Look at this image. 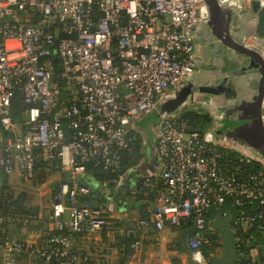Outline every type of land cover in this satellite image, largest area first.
Masks as SVG:
<instances>
[{
	"label": "built area",
	"instance_id": "2783aa9c",
	"mask_svg": "<svg viewBox=\"0 0 264 264\" xmlns=\"http://www.w3.org/2000/svg\"><path fill=\"white\" fill-rule=\"evenodd\" d=\"M253 1L219 0L241 11ZM209 18L204 0H0V194L12 174L19 186L36 187L38 157L47 170L72 178L47 196L41 187L34 190L40 196L34 220L0 207L1 264H18L23 252L33 264H90L75 238L111 222L104 207L84 199L94 198L89 187L75 180L94 161L107 174L97 183L109 193L137 141L130 124L153 112L161 118L159 170L133 191L137 196L142 189L150 215L122 233L178 232L192 221L190 259L209 264L202 246L217 245L211 255L220 252L209 213L221 207L217 213L232 216L239 243L240 232L254 231L263 240L251 236L253 255L264 249V160L159 109L198 69L196 37ZM17 93L23 120L13 114ZM32 222L43 225L37 239ZM17 225L25 227L24 236L12 231Z\"/></svg>",
	"mask_w": 264,
	"mask_h": 264
},
{
	"label": "crops",
	"instance_id": "0c3cea01",
	"mask_svg": "<svg viewBox=\"0 0 264 264\" xmlns=\"http://www.w3.org/2000/svg\"><path fill=\"white\" fill-rule=\"evenodd\" d=\"M232 30L235 32L236 28L232 27ZM197 59L199 62L198 69L183 85L190 88V94L186 101L187 104L184 108L179 110V112H174L173 114L178 118H181V112L184 110L196 111L202 115L207 114L210 117V122L202 132L214 137L217 129L221 127L220 124L222 125V119H225L224 122L228 120V111L226 108L231 104H235V102L240 100L239 97H242L248 91V88L239 87L236 83L237 76L243 78L241 74H244L242 67L245 61L242 56H239L233 50L227 48V46L215 36L203 37L200 40ZM236 71L238 72L237 76L235 75ZM211 88H216V93L210 92L212 91ZM160 107L161 104L159 105V109ZM149 114L159 116L157 112ZM143 117L144 115L137 118L129 126L132 130H136L139 133L141 141L129 150L126 159V169L123 174H121L120 183L116 186H112L109 193L102 192L100 185L98 183L96 184L98 187L97 193H95L96 196L93 198L92 202H97V205H101L105 208L111 222L110 225L93 236L84 238L78 236L75 238L76 250L83 258L92 261L94 264H112L114 261L112 260L113 253H116V255L120 254L117 247L118 235L122 233V230L125 231L128 228L135 227L137 220L141 217V210L134 207L139 197H137L136 193L134 194L133 191L137 189L139 181H142L143 176L154 174L159 170L160 159L156 150V132L161 123V118L159 116V121L146 129L144 126H140V120H142ZM65 173L67 172H62L58 169L46 170V172H42V174L46 176V179L42 181L39 186H36L43 188V194L47 196L58 187ZM80 176L75 180L76 184H80ZM70 180H72V178ZM18 182L19 178H17V176H15L12 182L10 178H5L3 181L5 186L14 183L18 184ZM121 186L127 191L123 197L124 206L121 208H114L112 193ZM26 193H28V191ZM33 193L34 191H29L28 197L34 195V197H30L35 199L36 196ZM110 197L111 200L108 199ZM141 197L140 199L142 202H146L145 197L143 195ZM30 201L28 205L32 202ZM33 203H35L34 205L39 212L40 201L36 203L34 200ZM150 208H148V210ZM42 228L43 225L40 222L31 223L29 231L32 232V239H37L38 236L41 235ZM25 231V227L21 228L18 225L13 228V232L19 236H24L23 233ZM168 232L169 231H166L161 237L162 234H156L152 230H137L135 235L138 234L137 241H140L139 247L133 246L134 252L132 255L123 261L121 258L117 261V264H174L171 262L172 259L174 260L173 257L178 256L180 258L185 255L182 253V255L180 253L178 255L176 249H171L169 247L176 237L180 236V231L177 232V236L173 238V241L172 239H167L166 234ZM170 253L173 255L172 258L169 256ZM169 257L171 261H167ZM17 260H19L18 264H33L26 255V252H23L22 256Z\"/></svg>",
	"mask_w": 264,
	"mask_h": 264
},
{
	"label": "water",
	"instance_id": "95a60500",
	"mask_svg": "<svg viewBox=\"0 0 264 264\" xmlns=\"http://www.w3.org/2000/svg\"><path fill=\"white\" fill-rule=\"evenodd\" d=\"M209 8V25L227 48L244 58L243 78L235 75L239 87L248 88L240 100L226 108L228 120L222 119L214 140L236 148L256 161L264 160V3L254 0L247 10L223 6L219 0H204ZM232 21V23H231ZM235 27V32L232 30ZM192 77V76H191ZM190 77V78H191ZM189 78V79H190ZM216 93V88H211ZM190 88L183 86L177 96L161 104L160 111L174 115L187 104ZM93 206L97 202H92ZM231 215L218 212L212 228L220 238V252L209 256V264H237L239 239L231 228ZM192 229L181 238L190 249Z\"/></svg>",
	"mask_w": 264,
	"mask_h": 264
},
{
	"label": "trees",
	"instance_id": "16d2710c",
	"mask_svg": "<svg viewBox=\"0 0 264 264\" xmlns=\"http://www.w3.org/2000/svg\"><path fill=\"white\" fill-rule=\"evenodd\" d=\"M23 110V105H22V101H21V97L19 95V93L16 94L14 101H13V114L15 116V118L19 119V120H23V114L22 111ZM159 116L154 115V114H148V115H144V117L142 118V120H140V126H144L146 129L149 128L150 125H153L154 123H156L157 121H159ZM180 117L182 119H185L190 128L191 129H198L200 131H204V129L209 125L210 122V117L205 114L202 115L200 113H197L196 111H190V110H184L183 112H181ZM151 123V124H150ZM131 129V128H130ZM132 130V129H131ZM136 135H137V141L132 145L131 148H133L134 146H136L137 144H139V142L141 141L139 133L136 130H132ZM129 150L125 152L126 157L124 158L123 161V166H122V170H121V174H123V172L126 169V165H127V154H128ZM39 154V152H38ZM54 165H56V163H54ZM53 165V167H55ZM88 171H90L89 173L84 174L83 176H80L79 180H80V184L81 185H85L88 186L89 189L91 190V193L94 195V198L96 196L95 193H97V181L100 180H104V178L107 176L106 173L103 172L101 167H98L94 164V161L90 162L88 165ZM36 167L38 168L39 172H46V170L48 169V164L46 161H44L41 157L37 158V164ZM56 169V168H54ZM70 176L68 173L64 174V181H71L70 180ZM8 185H4L3 186V193L7 194L6 197L8 199H6V197L2 200V203L0 201V207L2 209H4L5 213H11V214H15L16 216L20 217L21 219H25L28 218V220H34L37 217L38 211L37 208L34 206H26L25 202H26V195L25 192L20 193L19 195H17L16 197L13 195L12 192H10V194H8V192H6V190L9 191V188H7ZM142 187V181H139V185L137 188ZM127 191L125 190V188H123L122 186L116 190L113 191V196L112 198L114 199V208H121L124 206L123 204V197L125 195ZM143 191L142 189H140L139 192H137V197L138 201H136V206H134L135 208H138L141 210V218L143 217H147L150 215V212L148 210L149 206L146 204V202H142V200L140 198H142ZM85 200L87 199H91V201L93 200V198H91L90 196H86L84 197ZM111 200V197L108 198ZM221 210V207H215L213 208L210 213L209 216L210 217H214L215 214L217 213V211ZM233 212L236 211V208H233L232 210ZM193 226L192 221H189L188 223H186L185 225H183L182 228H180L178 230V232L180 231V236H178L170 245L169 247L171 249H176L179 253H182L186 256H188L190 258V255L192 254L193 250L187 248L184 244V242L182 241L181 238H184L186 233H188V231L191 230ZM13 231V230H12ZM11 231V232H12ZM255 235L256 237H258L259 240H263L262 236L254 231H242L239 233V236L241 237V241L239 243L238 246V260H237V264H264V249H260L258 254L253 255L252 253V249L254 247V243L252 244V239L251 236ZM249 238V240L247 241L246 239ZM138 239V234H127L125 233H120L118 235L117 238V247L118 250L122 256V261L126 260L130 255H132V253L134 252V243L137 241ZM216 239V235L214 236V240ZM217 245H210V244H204L202 246V250L204 251V253L207 256H210L213 253V249L216 247ZM90 264H94L92 261H89Z\"/></svg>",
	"mask_w": 264,
	"mask_h": 264
},
{
	"label": "rangeland",
	"instance_id": "374dc122",
	"mask_svg": "<svg viewBox=\"0 0 264 264\" xmlns=\"http://www.w3.org/2000/svg\"><path fill=\"white\" fill-rule=\"evenodd\" d=\"M15 174H12V175H10V181L12 182L14 179H15ZM46 179V176L44 175V174H42V173H40V172H38V177H37V179L34 181V183H33V185L34 186H36V185H40L41 183H42V181H44ZM7 188H9V191L8 190H6V192H8V194H10V192H12L13 193V195L16 197L20 192H27L28 191V193H26L25 192V194H27L26 195V202H25V204H26V206H28V202L30 201L31 203H29L31 206H35L34 204L35 203H33V201L35 200V202L36 203H38V201L40 200V196L38 195V194H36L35 196V199H33V198H31L30 196H33L34 197V195H30L29 197H28V195H29V191L30 192H33L34 190H37L38 189V186H36V187H31V185H24V186H18V184H12V185H9ZM20 188V189H19ZM19 190H22V191H19ZM25 190V191H24ZM31 194V193H30ZM6 195L7 194H0V201H1V203H2V200L6 197ZM1 198H3V199H1ZM6 199H8L7 197H6ZM166 231H169L167 234H166V237H167V239H169V240H171L172 239V241H173V238H175L176 236H177V231H173V230H166ZM166 231H164V232H162L161 234V237L163 236V234L166 232ZM177 238V237H176ZM181 254V253H180ZM107 255H109V254H107ZM178 255H179V252H178ZM182 255V254H181ZM184 255V254H183ZM171 258L173 257V255H171V253H170V255H169ZM175 256V255H174ZM167 258V261H171V258ZM112 260H114L113 261V263L112 264H117V261H119L121 258H122V256H120V254L119 255H116V253H113V255H112ZM174 258V260L172 259V263H174V264H197L194 260H192V259H190L188 256H181L180 258L178 257V256H175V257H173ZM111 259V258H110Z\"/></svg>",
	"mask_w": 264,
	"mask_h": 264
},
{
	"label": "flooded vegetation",
	"instance_id": "af4514ba",
	"mask_svg": "<svg viewBox=\"0 0 264 264\" xmlns=\"http://www.w3.org/2000/svg\"><path fill=\"white\" fill-rule=\"evenodd\" d=\"M210 19V18H209ZM209 36H215L217 37L214 32L212 31L210 25H209V21L205 24V27L203 29L200 30V32L198 33L197 37H196V55H197V52H198V45H199V42L200 40L203 38V37H209ZM198 60V59H197ZM198 65H199V62L197 61Z\"/></svg>",
	"mask_w": 264,
	"mask_h": 264
}]
</instances>
